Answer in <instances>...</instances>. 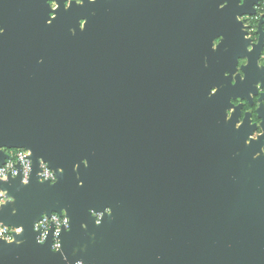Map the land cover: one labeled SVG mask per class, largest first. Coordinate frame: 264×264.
Segmentation results:
<instances>
[{"label":"water","instance_id":"95a60500","mask_svg":"<svg viewBox=\"0 0 264 264\" xmlns=\"http://www.w3.org/2000/svg\"><path fill=\"white\" fill-rule=\"evenodd\" d=\"M59 1L13 15L1 53L0 166L25 149L31 171L0 181V264H264V134L225 119L258 83L264 106V76L207 74L244 53L257 0ZM52 213L68 218L53 251L33 228Z\"/></svg>","mask_w":264,"mask_h":264},{"label":"flooded vegetation","instance_id":"af4514ba","mask_svg":"<svg viewBox=\"0 0 264 264\" xmlns=\"http://www.w3.org/2000/svg\"><path fill=\"white\" fill-rule=\"evenodd\" d=\"M56 2L58 4L60 1L56 0ZM44 5L48 8L47 15L49 16V13L55 9H51L46 0H0V27L4 29L3 33H0V59L3 58L1 53L11 51V47L15 44L12 41V16L40 10L41 7L43 9ZM253 10L252 14L238 17L242 21L241 31L244 32L242 38L246 40L244 53L236 57L232 64H227L225 57H223L222 61L224 60L225 62L222 63L221 66L217 64L218 59L215 58L209 68L206 59H204V66L208 68L207 74H231L230 82L232 84L235 82V77L237 75L263 74L264 76V65L259 63L261 54H264V0H257L256 4L253 6ZM49 18L51 17L49 16ZM49 21L50 19H48L47 23H49ZM8 29H10V35ZM218 41L219 39L214 40L213 47ZM227 60L230 61L231 58L228 57ZM220 68L222 70L219 72ZM213 89L216 90L215 87L211 88V93ZM259 93L260 91L257 86L248 91L241 92L243 98H230L229 103L231 106L225 110V119L227 120L229 118L227 117V111H230V113L234 112L239 123L244 121L245 127L248 126L250 130L253 128L254 130L257 129L260 125L262 116H264V106L258 110L257 99ZM254 116L255 119L259 121V124L254 122Z\"/></svg>","mask_w":264,"mask_h":264},{"label":"clouds","instance_id":"9594fccd","mask_svg":"<svg viewBox=\"0 0 264 264\" xmlns=\"http://www.w3.org/2000/svg\"><path fill=\"white\" fill-rule=\"evenodd\" d=\"M47 4L50 5L51 9H55L56 6H57V2L56 0H46ZM77 4L78 5H81L83 4V0H76ZM241 2H243V0H241ZM69 0H65V6L66 8L68 7L69 5ZM221 7H223V5H221ZM83 19L84 18H81L80 21H79V25H80V28L83 29V27H81V24L83 22ZM4 30L3 29H0V32H3ZM243 62V61H242ZM259 63L261 65H264V54H261L260 58H259ZM259 86V83L258 85ZM262 91H264V89H261ZM238 102V101H237ZM227 117H231V113L230 111H227ZM254 119V122H256L257 124H259V121L255 119V116L253 117ZM236 127L239 128L240 127V123H236ZM262 134H264V129H260L259 127L255 130H253L249 135H248V138L247 140L245 141V143H249L251 142L252 140L254 139H257L259 138ZM260 152H264V144L261 145L260 147ZM260 152H257L254 154V156H259L260 155ZM8 169L6 168H0V179H7V175H6V172H7ZM12 171V175L15 176L16 175V171L14 169L11 170ZM48 177H52L53 180H55V177L52 175V172L49 171L47 165H44L43 166V172L41 173V179H46ZM23 182L26 184L28 183V171H27V164L25 165V172H24V178H23ZM7 199H11V197H8ZM5 203V195H4V192L2 190H0V205H3ZM53 219H56L57 220V231H59V225L61 223H64L67 225L68 221H67V217L61 219L60 217H58L57 215L54 214L53 216ZM97 224H99V221L97 220L96 221ZM47 225H48V218L45 216L44 220L40 221L39 223L36 224V228H41L43 227L44 229V233L47 232ZM82 227H87L86 224H82L81 225ZM6 231L8 233H10L11 230H3V229H0V239H3L4 241H6L7 243H12L13 242V238L11 237L10 234H5ZM15 231L17 233L23 231V228L22 227H19V228H16ZM44 235L41 234L39 237H38V240H37V243L39 244H43L44 242ZM15 243L16 244H20L21 241L19 240H15ZM54 248L55 249H59L60 248V243L57 242L55 245H54ZM51 250L53 251V248H51ZM77 264H81V262H77Z\"/></svg>","mask_w":264,"mask_h":264},{"label":"built area","instance_id":"2783aa9c","mask_svg":"<svg viewBox=\"0 0 264 264\" xmlns=\"http://www.w3.org/2000/svg\"><path fill=\"white\" fill-rule=\"evenodd\" d=\"M4 152L6 153V158H5V161H4L3 165H1L0 168L8 169L7 172H6L7 179L9 177H12V178L16 177L19 174L21 182L24 183L23 182V178H24V172H25V165L27 164L28 180H29L30 171H31V161H30V159L28 157L29 156V152L27 150H25V149H5ZM44 165H46V164L41 161L40 165H39V171L37 173L38 179L40 181H49V182L55 181V180L52 179V177H48L46 179H41V173L43 172V166ZM12 169H14L16 171V175L15 176L12 175V171H11ZM48 169H49V171L52 172V175L55 177L54 172L49 167H48ZM7 179H0V181H6ZM54 214L57 215L58 217H60L61 219L66 217L64 214L58 215L56 213H52L50 216L43 215L40 220H38L37 222H35L33 224V228H34V230L38 231V235H37V239H38V237L41 234H43L44 237L46 238V235H47V232H48L49 228L52 227V244H51V248H53V250H58V249L54 248V245L57 242H59L58 236L60 234L61 229H63V228L67 229L68 223H67V225L64 224V223H61L59 225V231H57V220L53 219ZM45 216L48 218V225H47V232L46 233H44L43 227L36 228V224L39 223L40 221L44 220ZM99 216H100V214L96 215L97 219L99 218ZM67 221H68V218H67ZM0 229L11 230L10 233H8L6 231L5 234H10L11 237L13 238V236L11 234L12 229L4 227L2 225H0ZM76 264H77V262H76ZM81 264H84V263L81 262Z\"/></svg>","mask_w":264,"mask_h":264},{"label":"snow or ice","instance_id":"6c2138e0","mask_svg":"<svg viewBox=\"0 0 264 264\" xmlns=\"http://www.w3.org/2000/svg\"><path fill=\"white\" fill-rule=\"evenodd\" d=\"M73 2H75V4H77L76 0H70V3H69V5H68V7H69ZM77 5H78V4H77ZM63 6H64L65 9L68 8V7L66 8V6H65V0H63ZM59 7H60V4L58 3L57 6H56V8H55V10L58 9ZM56 15H57V12H56V11H52V12L49 13V16H50V17H56ZM49 23H51V20L49 21ZM0 29H3V27H0ZM3 30H4V29H3ZM0 33H3V32H0ZM212 91L215 92L216 90L213 89ZM80 184L82 185V184H83V181H80Z\"/></svg>","mask_w":264,"mask_h":264},{"label":"rangeland","instance_id":"374dc122","mask_svg":"<svg viewBox=\"0 0 264 264\" xmlns=\"http://www.w3.org/2000/svg\"><path fill=\"white\" fill-rule=\"evenodd\" d=\"M4 195H5V200L7 199V195H6V193H4ZM11 234H13V231L11 232Z\"/></svg>","mask_w":264,"mask_h":264}]
</instances>
